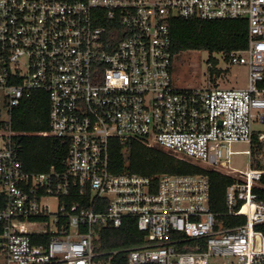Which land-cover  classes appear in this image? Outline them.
I'll use <instances>...</instances> for the list:
<instances>
[{
	"label": "built area",
	"instance_id": "1",
	"mask_svg": "<svg viewBox=\"0 0 264 264\" xmlns=\"http://www.w3.org/2000/svg\"><path fill=\"white\" fill-rule=\"evenodd\" d=\"M246 19L244 49L219 52L243 86L179 87L172 18ZM213 60L217 62L214 63ZM223 60L227 67H223ZM211 74V72H210ZM67 140L61 168L25 167L12 109L34 90ZM264 0H0V257L5 264H264V167L230 165L264 141ZM138 139L233 177L228 225L211 209L206 173L115 172L111 141ZM245 142L249 148L234 150ZM136 219L143 241L101 246L105 228Z\"/></svg>",
	"mask_w": 264,
	"mask_h": 264
},
{
	"label": "trees",
	"instance_id": "2",
	"mask_svg": "<svg viewBox=\"0 0 264 264\" xmlns=\"http://www.w3.org/2000/svg\"><path fill=\"white\" fill-rule=\"evenodd\" d=\"M172 52L175 57L190 50H207L229 53L248 46L249 34L246 19H183L170 21ZM209 59H212L209 57ZM208 59V60H209ZM217 62L216 60H214ZM211 75L219 71L210 69ZM50 100L45 90H34L30 96L12 109L13 127L22 132L18 136L22 151L20 154L25 167L33 171H44L52 165L61 168L68 153L67 140L54 136L36 134L50 128ZM258 150L264 146L256 136ZM111 169L115 172H137L145 175L159 173H206L211 182V209L224 219L228 225L245 221V218H233L226 211V190L233 177L215 170L203 169L180 160L168 152L147 146L138 139L122 144L117 139L111 141ZM264 185V175L262 177ZM264 198V189L257 190ZM144 234L138 229L136 219H127L120 228H105L101 237V246L107 250L123 249L139 244ZM113 264H129L127 254L122 251L113 258Z\"/></svg>",
	"mask_w": 264,
	"mask_h": 264
},
{
	"label": "rangeland",
	"instance_id": "3",
	"mask_svg": "<svg viewBox=\"0 0 264 264\" xmlns=\"http://www.w3.org/2000/svg\"><path fill=\"white\" fill-rule=\"evenodd\" d=\"M221 57L219 52L210 53L207 50H190L182 52L175 57L173 62V80L174 84L179 87H209L215 85L216 82L220 86H243L247 81V69L242 66H229L219 76L211 75L208 68V59L211 55ZM214 63H216L213 60ZM221 65L224 67L226 63L221 60ZM258 128H264V125H255ZM249 148L245 142L233 144L234 150H245ZM230 165L238 168H246L249 165L262 168L264 167V146L258 150V146L252 147V157L244 152L235 154L232 157ZM235 264L237 259L234 258ZM0 264H5L4 257H0Z\"/></svg>",
	"mask_w": 264,
	"mask_h": 264
}]
</instances>
